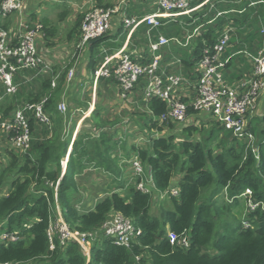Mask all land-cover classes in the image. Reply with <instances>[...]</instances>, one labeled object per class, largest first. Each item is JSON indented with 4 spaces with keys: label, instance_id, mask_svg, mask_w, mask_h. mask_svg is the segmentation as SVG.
I'll return each instance as SVG.
<instances>
[{
    "label": "trees",
    "instance_id": "1",
    "mask_svg": "<svg viewBox=\"0 0 264 264\" xmlns=\"http://www.w3.org/2000/svg\"><path fill=\"white\" fill-rule=\"evenodd\" d=\"M259 10L253 15L252 23L256 24L260 16L264 17L263 7ZM232 20L242 22L244 19ZM206 31L196 39L193 52L181 58L182 65L191 69L190 72L202 49L216 40V29L210 27ZM240 31L238 28V34ZM255 35L257 30L252 24L248 36L253 38ZM49 80L44 75L40 78L44 96H48L46 112L53 109L51 102L57 95L56 91L49 92ZM16 96L3 97L0 102L3 117H9L11 114L8 113L15 110ZM148 106L156 117L167 109L166 102L157 97H151ZM193 114L196 115L195 111L188 105L187 115ZM27 117L31 133L29 149L25 153L9 150V162L0 168V190L4 177L11 178L9 189L0 195V230L15 231L22 237L7 245L0 243V263L264 264V115L255 126L250 125L256 138L257 157L246 141L213 120L210 125L172 121L160 124L158 120L142 115V125L158 134L143 147L132 146L131 152L143 169L144 166L148 168L152 180L150 190L138 189L137 183L144 178L133 173L135 180L122 195L111 190L87 210L78 208L69 197L76 173L71 168L75 160L70 157L65 172H60L59 159L67 142L60 141L56 133L47 138L51 126L38 123L29 113ZM95 122L101 124L98 118ZM164 128H168L165 134ZM105 135L106 132L101 136V143L108 150L111 144L105 143L109 141ZM94 142L99 146L100 142ZM177 175L178 193L167 197L171 207L153 209L156 196L167 191ZM224 186L230 195L250 188L254 199L262 201L263 207L244 213L252 227H244L240 221L231 226V234L215 231L208 214ZM204 188L208 191L201 198ZM240 203V198H234L232 204ZM56 204L72 230L97 233L88 246H82L76 240L61 246L55 240L54 248H50L46 228ZM230 205L227 203L223 207ZM114 213L130 219L139 231L127 246L115 244L101 230L102 224ZM168 233L186 235L188 246L171 243Z\"/></svg>",
    "mask_w": 264,
    "mask_h": 264
},
{
    "label": "crops",
    "instance_id": "2",
    "mask_svg": "<svg viewBox=\"0 0 264 264\" xmlns=\"http://www.w3.org/2000/svg\"><path fill=\"white\" fill-rule=\"evenodd\" d=\"M22 1L23 10L3 18L0 26L10 31L15 38L19 34L18 26L21 19L29 25L41 26L37 36L38 50L43 53V57L51 65L54 73L59 74L54 87L50 85L49 80V92L56 91L57 95L51 102L53 109H47L52 131L50 130L46 137L50 138L53 133H56L60 141L67 142L66 150L59 159L60 172L61 174L65 172L66 163L70 157L75 160L71 168L76 173L69 197L76 202L78 208L84 210L93 208L95 203L111 190L121 195L127 190L135 180L131 168V161L135 155L132 154L131 147H143L151 137L158 134L156 130H149L151 132L146 139L147 131L144 130L148 129L142 125L141 116L144 115L153 121H157L158 117L150 111L149 99L144 98L142 80L135 85L127 97H121L117 82L113 78L94 79L95 69L101 63L104 54L108 55L123 48L134 59L147 62L152 58L149 49L150 39H155L158 33L173 38L169 45L160 47L155 53L160 57L161 70L167 74L180 72L188 77V81L181 83L176 92H179L186 102H190L195 95L193 82L196 71L194 67L190 72L191 69L182 65L181 58L193 52L197 46L196 39L207 32V29L210 27L216 29L215 39L224 29L228 27L232 29L230 45L225 53L229 61L222 70L223 79L227 84H233L248 77L252 70L251 55L264 49V17L260 16L258 23H252L253 15L257 14L261 7L264 9V0H195L188 12L172 18H162L161 28L158 31H152L150 35H147L146 27L143 25L129 33L123 26L121 17L154 13L157 11L155 0ZM93 5L102 7L118 5L119 11L112 17L111 27L106 34L78 47L81 12L83 8ZM241 17L244 19L242 22L232 20V18ZM252 24L255 25L257 35L250 38L248 33L249 26ZM238 28H241L239 34ZM69 71H72L70 76ZM42 75L51 79L50 73L33 69H19L14 74V82L17 85L14 106L18 107L30 99L44 96L45 89L40 81ZM62 102L66 105L65 111L58 110V105ZM88 108L89 112L84 115L83 112ZM263 115L264 91L248 112L249 129L250 125H253L252 122L256 121L255 126ZM5 118L7 117H3L0 112V121ZM95 118H98L101 124L96 123ZM211 121L193 114L187 116L185 124L210 125ZM165 130L168 128H164L163 131ZM104 132H106L105 138L110 141L105 143L111 144L108 150L101 143ZM138 137L142 139L141 142L135 141ZM145 139L146 142H143ZM93 140L100 142L99 146ZM9 150L12 153H18L12 148L8 135L0 131L1 169L9 162ZM129 169L132 175L128 173ZM144 170L146 174H142L141 177L145 181L150 177V173L145 166ZM90 173H96V176L98 173H104V177L97 181L89 177ZM178 178L179 175L174 178L171 187L177 188ZM10 179L8 176L4 177L0 195L5 194L9 189ZM123 179L132 182L126 184ZM160 196L169 197L164 193H160ZM217 199H220L221 204H227L223 198V188L216 202ZM164 201L169 202L170 208V200L164 198L162 202ZM156 202L158 203V200H155L154 204Z\"/></svg>",
    "mask_w": 264,
    "mask_h": 264
},
{
    "label": "built area",
    "instance_id": "3",
    "mask_svg": "<svg viewBox=\"0 0 264 264\" xmlns=\"http://www.w3.org/2000/svg\"><path fill=\"white\" fill-rule=\"evenodd\" d=\"M157 11L143 16H123L121 21L129 33L139 26L146 27L147 35L152 31H158L163 25L162 18H172L190 10L195 0H155ZM22 0H0V22L10 14L20 12L23 9ZM119 11V6H91L84 14L80 22V41L78 47H82L95 41L108 32L111 20ZM19 34L15 38L10 31L0 26V102L4 96L15 94L17 85L14 82V74L19 69H33L50 73V85L55 86L59 77L54 73L51 65L38 50L37 36L41 29L39 24L34 26L21 19L19 21ZM232 29H224L219 37L210 45L202 49L200 58L195 63V80L193 87L195 95L190 102L183 101L177 87L188 81V77L182 73L167 74L159 68L160 57L155 52L162 46H167L173 38L158 33L155 39L149 40V49L152 58L147 62H140L125 49H119L111 54H104L101 63L97 66L94 79L101 77L113 78L117 82L121 97H127L139 81H143V94L145 99L157 97L166 102L167 109L158 117L159 123L172 121L184 123L187 119V107L190 105L196 115L204 120L218 122L223 129L229 130L235 137L247 142L255 153V135L249 129L248 112L253 107L256 99L264 91V49H260L255 55H251V74L233 84H227L222 75L229 57L225 55ZM68 75H72L69 71ZM48 96H42L33 102H27L13 110L11 115L0 121V131L9 136L12 148L18 153H25L30 147L31 133L28 125L27 114H31L35 120L44 125L50 124V118L46 112ZM66 105L62 102L58 110L65 111ZM89 108L83 112L86 115ZM257 157V155H256ZM131 168L135 175H142L143 166L135 157L131 161ZM56 181L54 189H56ZM152 185L151 177L145 181L140 180L137 188L149 191ZM227 186L223 187V198L226 203L232 204L234 198H240L246 211H254L263 207L262 201L255 200L253 191L244 188L237 195H230ZM165 195H176L178 189L169 187ZM54 193V197H55ZM245 211V212H246ZM244 227H252V223L246 218L241 219ZM103 234L113 239L115 244L127 246L130 240L139 233L134 223L119 213H114L101 227ZM96 232H75L63 220L58 205H55L50 216L46 235L50 248H54L55 240L59 245L65 246L76 240L82 246H88L94 240ZM171 243L188 246L186 235L168 233ZM22 239L15 231H0V243L7 245ZM0 264H20L17 262H1Z\"/></svg>",
    "mask_w": 264,
    "mask_h": 264
},
{
    "label": "rangeland",
    "instance_id": "4",
    "mask_svg": "<svg viewBox=\"0 0 264 264\" xmlns=\"http://www.w3.org/2000/svg\"><path fill=\"white\" fill-rule=\"evenodd\" d=\"M90 7L88 6V8H83V10L81 12L82 15H81L80 22H81V20H82V18L84 16V14L89 10ZM255 123H256V121L252 122L253 125ZM144 131H147L145 133V134H147V137H146V139H147L148 135L150 134L151 131H149V130H144ZM167 132H168V130H165L164 134L167 133ZM146 139L143 142H146ZM141 140L138 137L135 141L136 142H141ZM147 172H148V170H147ZM128 173H130V175H132L130 169H129ZM103 174L104 173H98V176H96V173H90L89 177L91 179H96L98 181V180L102 179L101 177H104ZM145 174H146V172L144 170V175ZM121 177H122V175H121ZM123 182H125L126 184H129L132 181H129L128 179H123ZM207 191H208L207 188H204L202 190L201 198L205 197ZM162 198L164 199V198H167V197L160 196V194L156 196L155 200H158V203L157 202L155 204L152 203V208L153 209H155L157 207L168 208L169 202H166V201L162 202V200H163ZM223 205H226V204H221L220 203V199H217V202H214V206H213L212 210L209 212L208 215L210 216L211 220L214 222L215 231H217V233H223L224 232L226 234H231V231H230L231 230V226L234 225L235 223L238 224L241 221V219L243 218V216H244V213L246 211L245 205H244L243 202L238 204V205L231 204L228 207H226V206L223 207Z\"/></svg>",
    "mask_w": 264,
    "mask_h": 264
}]
</instances>
